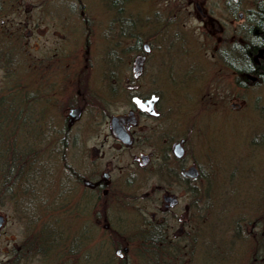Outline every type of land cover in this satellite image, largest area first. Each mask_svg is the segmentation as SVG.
<instances>
[{"label": "flooded vegetation", "instance_id": "1", "mask_svg": "<svg viewBox=\"0 0 264 264\" xmlns=\"http://www.w3.org/2000/svg\"><path fill=\"white\" fill-rule=\"evenodd\" d=\"M25 1L0 0V53L8 51L15 30L22 35V26L25 36L33 33L39 40L51 42L43 54L41 43L32 46L29 37L24 42L29 79L22 86L23 113L0 112V120L6 117L12 122L7 150L22 153L16 166L25 167L24 175L3 178L6 182L0 198L10 199L16 217L26 219L28 212L34 213L35 219L30 218L35 223L36 215L40 219V215L66 213L73 217L76 233L79 220L85 231L79 241L77 234L69 243L74 257L64 259L62 227L47 230L45 226L37 229L30 223L18 224V232H8L6 255L0 264H264V193L249 198L231 194L230 215L224 202L228 196L219 197L216 237L207 240L202 233L192 235L191 240V227L197 223L194 217L201 214L199 208L191 210V197L202 196L199 186L207 179L190 159L189 131L180 134L174 122V104L169 103V97L165 101L159 89L160 69L170 83L187 80L176 76L175 67L163 55L171 34L142 32L144 23L152 27L155 20H161L163 27L175 24L178 14L182 20H199L215 40L212 53L217 62L231 70L234 80L244 87L259 78L240 69L244 70L245 64L261 68V52L250 39L254 3L239 11L240 0H70L65 7L77 24L72 29L82 30L83 26L87 41L99 36L102 28L105 40L117 38L122 45L119 56L130 57L126 64L112 65V71L109 66L101 69L102 78L108 80L102 82L104 90L99 95L92 83L95 65L63 66V47L57 39L61 31L39 34L30 28V16L26 15L23 22L14 24L13 8L21 15V7L23 11L35 7ZM49 2L41 0L40 11L45 12ZM62 4L59 0L58 5ZM159 7L162 18L154 17ZM32 18L42 21L40 16ZM52 19L63 24L56 10ZM185 35L179 37V47L189 41ZM193 67H188L192 73ZM262 69L264 74V66L259 72ZM111 72L119 73L120 80L109 83ZM16 100L7 98V108ZM230 106L239 108L240 103ZM76 109L80 111L77 118L71 113ZM13 116L19 121L18 130L13 128ZM249 137V143L264 148V133L253 132ZM176 143L180 155L175 152ZM192 165L198 171L196 178L189 174ZM52 166H57L59 174L64 168V176L37 177L32 173L35 168L51 172ZM125 184L133 187L131 197L124 195ZM143 187L149 192H141ZM0 215L4 219L1 231L7 216L3 211ZM100 231L107 233L110 241L84 244L83 240L91 242Z\"/></svg>", "mask_w": 264, "mask_h": 264}, {"label": "rangeland", "instance_id": "2", "mask_svg": "<svg viewBox=\"0 0 264 264\" xmlns=\"http://www.w3.org/2000/svg\"><path fill=\"white\" fill-rule=\"evenodd\" d=\"M58 1L50 0L47 5L50 7L45 9L44 12V9L40 11L41 0H26L25 3L30 2L35 7L29 11H23L24 7H21V15H19V10L16 7L13 8V22L14 24L19 21L23 22L26 15L30 16V28H36L35 32L39 34L44 32L50 34L54 33L55 30L61 31L62 35H58L57 39L61 40L63 47V66L95 65L92 83L95 91L102 95L104 90L102 82L108 79L102 78L101 69H104L105 66H109L111 69L112 65L126 64L129 62L130 57L119 56L118 49L122 45L119 46L117 38L105 40V31L102 28L99 29V36L89 37V40L85 41L86 37L82 35L83 30L85 31L83 26L82 30L77 28V31L71 28L77 26V24L72 16L68 15L69 11L65 7L66 3L70 4V0H62V5H58ZM55 10L56 17L63 19V24L52 19ZM161 10L159 7L154 17L162 18ZM36 16L42 17L41 23H39V20L36 21L32 18ZM182 18V15H176L175 24L168 23L165 27H163L161 20H155L152 27L144 23L143 29L142 26L141 29L142 32L147 33L158 31L163 32V34H171L169 45L164 49L165 53L163 55L167 63L173 64L175 67L176 76L181 75L183 80H187L182 83L175 81L170 83L164 76V69H160L159 81L162 86L159 89L162 90L165 101L169 97V103L174 104V122L180 134L184 130L189 131L190 159L203 170L207 179L203 186H199L200 191L203 188L202 196L199 199L194 196L191 197V210L195 211L196 208L201 210V214L196 213L197 216L194 217L197 223L191 227V240H194L192 235H201L202 233H205L207 240H209V237L212 239L213 235L214 240L216 237L215 223L219 197L228 196L224 202L227 203L226 208L230 209L228 213L230 215L233 208V194L240 193L249 198L250 195L264 193V148L249 143L252 138L249 137V134L253 132L254 134L264 133L262 131L264 130V84L249 83L244 87L239 86L238 82L234 80L231 70L219 64L216 56L213 55L212 49L215 40L208 35L207 28L197 19L190 18L188 21L182 20ZM157 26L158 30H156ZM21 28L22 35L15 30L14 39L13 42H9L11 46L8 51H5V54H0V97H19L22 103L18 107L20 109L23 107L24 90L22 88H4L3 86L4 81H6V71L15 73L22 81V86L29 79L26 70L27 58L24 55V42L27 41L29 36H25V29L23 26ZM203 32H206L207 35L201 34ZM181 34H186L184 38L189 39V41L186 40L187 43L184 42V47L178 46ZM203 37L205 38L203 39ZM29 38L28 41H31L32 46L37 42L41 43L42 54L46 50L45 45L51 42L50 40L44 41L43 38L39 40L40 37H36L33 33ZM48 38L51 39L52 37ZM202 42L206 46L202 45ZM87 48L88 54L85 53ZM31 51L32 54H39L33 50ZM1 55L9 56L4 57ZM10 56L13 59L8 62L7 59ZM191 65L195 66L193 67L194 73L188 70ZM109 74V83L120 80L119 73L111 72ZM232 102H239L240 107H231ZM14 105L16 106L15 102ZM13 113H23V111L15 109ZM4 118V125L12 128V122L7 123L6 117ZM15 118L17 116H13V128L18 130L16 124L19 121L14 120ZM255 139L258 140L260 137L255 136ZM126 160L127 158L124 156L122 161L125 162ZM43 170L45 168H35L33 174L37 177L60 176V174L64 176V168H61L60 174L57 166H52L49 170L51 172L46 170V172H43ZM3 178L0 176V189L5 184ZM175 191L179 193L178 189H175ZM123 192L127 198L135 193L133 187L126 184L123 186ZM141 192H149V189L143 187ZM149 197L145 196V199ZM4 198H0V212H6L7 217L6 224L0 231V259L6 255L4 251L7 250V244L4 243L8 232H11V230L18 232V224L25 226L28 223L35 225L37 229L40 226H45L47 230L55 226L62 227L60 228L63 242L62 256L64 259L74 257V252L72 253L69 250V243L75 235L78 234L76 241H79V236L83 235L82 231L85 230L81 227L82 220H79L77 233L72 227L74 225L73 217L66 213L55 217L54 215H40V219L36 215L34 223V213L28 212L26 219L23 216L16 217L12 213L14 206L9 202L10 199ZM257 203H254L253 207H256ZM261 207L262 204L259 208ZM130 208L133 209L135 206L130 204ZM30 216L33 218H30ZM68 225L70 226L68 227ZM126 235H129V233H126ZM109 238L107 233L100 231L94 233L91 242L83 241L84 244H99L98 242L102 240L105 242L110 241ZM51 240H54V238ZM193 244L198 243L193 242Z\"/></svg>", "mask_w": 264, "mask_h": 264}, {"label": "trees", "instance_id": "3", "mask_svg": "<svg viewBox=\"0 0 264 264\" xmlns=\"http://www.w3.org/2000/svg\"><path fill=\"white\" fill-rule=\"evenodd\" d=\"M240 1H244V0H240ZM253 1L255 3L252 8L257 11V12L255 11L253 12V16L256 17L255 22L257 20L259 21V24L257 25L259 29L251 30L253 34L252 36H250V39L252 40L251 44L254 45L255 49L258 48V50H262L261 55H260L261 56L260 64H261V67H263L264 66V53H263L264 52V0H253ZM1 56L7 57L9 55H1ZM12 59L13 57L10 56L7 60L9 62ZM242 70L243 69H240V72H245L244 70L243 71ZM253 70H254L253 73H257V67H254ZM5 73H6L5 75L6 81H4V86H3L4 88H10V89L22 88V84H21L22 81L19 79V77L16 76L15 73H12L11 71L10 72L6 71ZM259 81H261V79H259ZM257 84H260V82ZM7 98L9 97H6V98L5 96L0 97V112L7 113V112H12V111L14 112L15 109L22 110V108L21 109L18 108L20 105H22L19 97H16L17 98L16 106L14 104L8 105V108H7V101H6ZM6 122L9 123L7 119H6ZM0 123H3V125L0 126V139H2V141L0 142V154H1L0 155L1 156L0 157V176L4 177L5 179L8 178L9 176H22L24 175L25 167L16 166V162L19 161L22 153H19L17 150H14V151L7 150V146L9 144L8 134H9L10 128L8 127V125H4V119L0 120ZM32 173H34V171H32ZM3 186H5V184ZM191 191L193 192L195 191V188L193 186H191Z\"/></svg>", "mask_w": 264, "mask_h": 264}, {"label": "bare ground", "instance_id": "4", "mask_svg": "<svg viewBox=\"0 0 264 264\" xmlns=\"http://www.w3.org/2000/svg\"><path fill=\"white\" fill-rule=\"evenodd\" d=\"M249 2H253V3H255L253 0H244V1H239L238 2V6H237V9L239 10V11H242V10H244L246 7H247V5H248V3ZM230 5H233V7L235 6V4H230ZM230 5H229V7H230ZM254 11L255 12H257L255 9H254ZM234 15V14H233ZM255 16H252L251 17V22H252V24H251V26H252V30H254V29H259L258 28V24H259V21L257 20L256 22H255ZM255 23V24H254ZM259 52H262V50H259ZM254 67H257V73H253L254 72ZM261 68H263V67H261ZM261 68H258V66L257 65H247V64H245L244 65V70H245V72H247V73H253L254 75H257V77L259 78V79H261V81H258L257 83H259L260 82V84H263L262 83V80H264V77H263V69H262V72H259V70L261 69Z\"/></svg>", "mask_w": 264, "mask_h": 264}, {"label": "water", "instance_id": "5", "mask_svg": "<svg viewBox=\"0 0 264 264\" xmlns=\"http://www.w3.org/2000/svg\"><path fill=\"white\" fill-rule=\"evenodd\" d=\"M140 107L143 108L144 107V103H141ZM71 113H72V115H74V117L77 118V117H79L80 111H79V109H76V110H72ZM179 148H180V144L176 143L175 152L180 155L182 153V150L179 149ZM189 174H190L191 177H196L198 175L197 169L194 166H191ZM2 222H3V217L0 215V226L2 225Z\"/></svg>", "mask_w": 264, "mask_h": 264}]
</instances>
